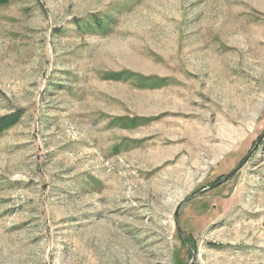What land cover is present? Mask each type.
<instances>
[{
	"label": "rangeland",
	"instance_id": "rangeland-1",
	"mask_svg": "<svg viewBox=\"0 0 264 264\" xmlns=\"http://www.w3.org/2000/svg\"><path fill=\"white\" fill-rule=\"evenodd\" d=\"M8 116L0 264H264V0L1 3Z\"/></svg>",
	"mask_w": 264,
	"mask_h": 264
},
{
	"label": "water",
	"instance_id": "water-1",
	"mask_svg": "<svg viewBox=\"0 0 264 264\" xmlns=\"http://www.w3.org/2000/svg\"><path fill=\"white\" fill-rule=\"evenodd\" d=\"M251 154H252V151H250L248 153V155L243 159V161L238 166H236L233 170L229 171L228 173L224 174V176L221 178V180L219 182H217V183H215L213 185L206 186V187L202 188L197 193L188 196L186 199H184L183 201H181L177 205V207L175 209V213H174V221H175V225L177 227V231H178L179 235H181L182 237L184 236V233H183V231L181 229V225H180L179 220H178L179 219V210H180L182 204L185 201L193 198L195 195L203 194V193L207 192L208 190H210V189H212L214 187H217V186L221 185L222 183L228 181L230 178H232L243 167L244 163H246V161L249 159ZM187 243L189 244L188 240H187ZM190 250L193 252V250L191 248H190ZM194 262H195V254L193 252V258H192V261H191L190 264H194Z\"/></svg>",
	"mask_w": 264,
	"mask_h": 264
},
{
	"label": "trees",
	"instance_id": "trees-1",
	"mask_svg": "<svg viewBox=\"0 0 264 264\" xmlns=\"http://www.w3.org/2000/svg\"><path fill=\"white\" fill-rule=\"evenodd\" d=\"M8 2V0H0V4L1 3H6ZM13 120H16V117L14 116H8L0 118V133L2 132V130H4L6 127L10 126V124L13 122ZM223 176V175H222ZM221 176V177H222ZM220 179V178H219ZM188 239V238H187ZM187 239H185V241L187 242ZM189 240V239H188ZM190 241V240H189Z\"/></svg>",
	"mask_w": 264,
	"mask_h": 264
},
{
	"label": "flooded vegetation",
	"instance_id": "flooded-vegetation-1",
	"mask_svg": "<svg viewBox=\"0 0 264 264\" xmlns=\"http://www.w3.org/2000/svg\"><path fill=\"white\" fill-rule=\"evenodd\" d=\"M247 161H248V160H247ZM247 161H246V162H247ZM244 164H245V163H244ZM223 175H224V174H223ZM222 177H223V176H222ZM222 177H220V179H218L217 181H215L214 183H212V184H210V185H213V184L219 182V181L221 180ZM210 185H208V186H210ZM205 187H206V186H205Z\"/></svg>",
	"mask_w": 264,
	"mask_h": 264
}]
</instances>
